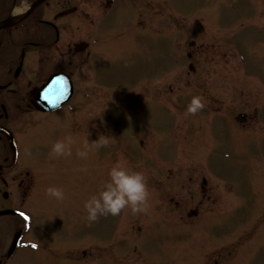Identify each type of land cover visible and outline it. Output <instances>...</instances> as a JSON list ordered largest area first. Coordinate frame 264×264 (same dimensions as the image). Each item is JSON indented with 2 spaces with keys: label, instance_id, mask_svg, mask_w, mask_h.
Segmentation results:
<instances>
[{
  "label": "rangeland",
  "instance_id": "rangeland-1",
  "mask_svg": "<svg viewBox=\"0 0 264 264\" xmlns=\"http://www.w3.org/2000/svg\"><path fill=\"white\" fill-rule=\"evenodd\" d=\"M167 3L185 17L189 36L182 25L177 30L176 14L173 29ZM156 7L144 16L142 29L158 24L153 40L133 29L125 32L123 43L106 42L92 69L108 68L111 86H98L93 72L84 69L77 101L85 111L72 118L75 127L58 117L52 128L59 140H73V154L58 158L56 165L47 163L44 170L51 186L62 188L65 196L57 201L46 194L40 202L42 235L54 248L58 245V264L70 263L65 255L80 248L87 253L72 264H264V134L237 129L227 111L205 113L216 104L202 94L215 75V83L233 98L251 95L254 100V109L244 107L251 119L241 129L262 124L264 0H157ZM127 25L125 20L123 28ZM79 39L88 40L85 35ZM85 92L95 95L89 114L81 98ZM193 96L204 103L194 116L186 113ZM218 99L220 108L243 103ZM101 135L108 137L106 146L89 150L87 159L77 158L85 139L91 143ZM117 162L147 177V211L132 214L126 208L89 223L83 203ZM203 178L210 180L204 198ZM201 199L193 216L190 210ZM224 204L229 208L221 211Z\"/></svg>",
  "mask_w": 264,
  "mask_h": 264
},
{
  "label": "flooded vegetation",
  "instance_id": "flooded-vegetation-1",
  "mask_svg": "<svg viewBox=\"0 0 264 264\" xmlns=\"http://www.w3.org/2000/svg\"><path fill=\"white\" fill-rule=\"evenodd\" d=\"M124 1L0 0V264H58V250L40 252L44 236L32 239L39 224L31 208L38 207L46 163L53 159L50 147L58 140L50 123L72 110L45 111L36 94L50 76L72 78L78 71L85 46L67 38L96 16L106 18L113 6L121 9Z\"/></svg>",
  "mask_w": 264,
  "mask_h": 264
},
{
  "label": "clouds",
  "instance_id": "clouds-1",
  "mask_svg": "<svg viewBox=\"0 0 264 264\" xmlns=\"http://www.w3.org/2000/svg\"><path fill=\"white\" fill-rule=\"evenodd\" d=\"M203 108L202 98L193 96L186 106V113L194 116ZM73 143L70 137L56 140L50 147V157L53 159L71 157ZM107 143L108 137L103 135L91 143L85 139L83 148L76 151V156L79 159H87L89 150H98L106 146ZM45 191L49 197L57 201L64 199L65 193L60 187L50 186ZM148 198L149 189L145 174L117 162L109 168L106 178L97 190L84 201L85 219L89 223H93L100 217L117 216L126 208L132 214L146 212Z\"/></svg>",
  "mask_w": 264,
  "mask_h": 264
},
{
  "label": "water",
  "instance_id": "water-1",
  "mask_svg": "<svg viewBox=\"0 0 264 264\" xmlns=\"http://www.w3.org/2000/svg\"><path fill=\"white\" fill-rule=\"evenodd\" d=\"M68 88H69V89H68L67 91H68V93H69V95H70V93H71L72 90H71V87H70L69 84H68Z\"/></svg>",
  "mask_w": 264,
  "mask_h": 264
},
{
  "label": "snow or ice",
  "instance_id": "snow-or-ice-1",
  "mask_svg": "<svg viewBox=\"0 0 264 264\" xmlns=\"http://www.w3.org/2000/svg\"><path fill=\"white\" fill-rule=\"evenodd\" d=\"M25 219H27V217H25ZM33 247H35V246H33Z\"/></svg>",
  "mask_w": 264,
  "mask_h": 264
}]
</instances>
